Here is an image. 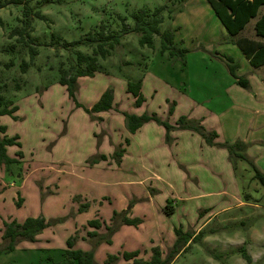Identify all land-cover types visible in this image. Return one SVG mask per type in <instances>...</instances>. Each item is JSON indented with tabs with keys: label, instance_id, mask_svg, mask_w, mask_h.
<instances>
[{
	"label": "rangeland",
	"instance_id": "rangeland-1",
	"mask_svg": "<svg viewBox=\"0 0 264 264\" xmlns=\"http://www.w3.org/2000/svg\"><path fill=\"white\" fill-rule=\"evenodd\" d=\"M0 1V91L8 105H17L0 122L7 135L20 141L9 145L8 153H23L9 167L0 164V264H52L62 259L72 235L73 246L92 249L100 263L116 254L114 264H128L132 259H125L123 251L138 249L147 257L151 244L167 255L177 226L200 233L170 264H264V183L255 176L257 170L264 172V64L252 66L233 42L253 36L255 18L232 35L208 0ZM165 2L172 12H164L160 30L170 29L175 44L187 49L182 57L162 51L159 34L150 46L140 44L139 33L131 29L133 10ZM24 3L45 15L31 17L38 47L34 57L10 35L12 28L24 26ZM122 16L129 32L110 55L99 57L93 76L77 78L70 94L59 80L62 68L74 66L77 51L92 52L95 42L86 39L101 25L119 31ZM77 39L83 41L64 45V40ZM226 55L238 64L236 72L248 80L247 86L230 73ZM127 81H140L142 104L136 105ZM109 87L118 109L115 117L87 112L85 107ZM124 111L155 113L171 123L184 114L217 132V142L242 141L247 159L230 158L225 147L209 146L199 132L178 127L167 140L159 126L166 152L146 129L127 144ZM123 145L120 164L114 150ZM99 153L106 156L99 158ZM167 201L175 206L173 213L163 211ZM114 210H126L141 222L121 223L108 235ZM27 216H43L47 224L35 240L18 238L12 250H5L4 221L22 222ZM91 218L102 225L88 224Z\"/></svg>",
	"mask_w": 264,
	"mask_h": 264
},
{
	"label": "trees",
	"instance_id": "trees-1",
	"mask_svg": "<svg viewBox=\"0 0 264 264\" xmlns=\"http://www.w3.org/2000/svg\"><path fill=\"white\" fill-rule=\"evenodd\" d=\"M21 1V0H18ZM212 9L214 10L216 16L222 22L226 30L235 35L239 33L248 21L252 18H256L254 22V32L256 36L264 38V0H208ZM4 2L0 1V6ZM23 12L24 17V26L22 28L14 27L11 29L10 35H16L17 38L24 42L28 47L31 57H34L38 52V47L33 43L35 38L31 35L33 26L31 24L32 15H38L40 17H45L39 10H33L31 6L27 3H24ZM167 11L171 15L172 8L165 2L162 5L156 6L153 9L147 7H139L132 11V17L134 20V25L131 27L134 31L139 33V42L140 44L153 45V37L155 34L160 35L161 40V50H169V54L183 56L187 49L185 47H178L174 42V34L170 29L160 30V23L164 18V12ZM125 16H122V28L119 31L110 30L105 31L104 26H100V30L94 34H88L87 39L90 42H95V45L91 53H85L82 51L76 52V62L71 68H62L60 81L67 84L68 91L70 94H73L75 83L77 78L81 75H91L95 74V71L98 69L99 57L105 58L110 55L115 46L120 42V38L123 34L129 32V28L125 23ZM0 23H2V18L0 16ZM95 34H97L95 36ZM52 36L56 38H61L60 35L52 33ZM249 37V36H238L233 38V42L242 51L243 55L248 59L249 63L258 67L264 64V39ZM35 40V39H34ZM82 39L77 40H64V45L69 46L76 43L82 42ZM227 63L230 73L235 77L236 81L239 82L242 86L248 85V80L238 75L236 72L238 64L234 62V59L226 55ZM27 63L24 61L22 63V70H26ZM264 83V78H263ZM127 90L131 91L135 97L136 105L142 104L144 101V96L141 91L140 81H127ZM113 89L111 87L103 91L100 97L91 105V107H85L87 112L92 111H104L109 110L113 107ZM5 95L0 91V116L3 114H13L17 109V105H8ZM80 105V103H79ZM174 108L173 103L169 105V111L172 112ZM125 125L130 132H134L138 127L143 123L149 120H155L156 122L162 124L166 130L165 138L167 140L171 139L170 130L172 128L180 129H190L193 131L199 132L205 139L206 142L212 144L214 142V137L217 135V132L213 130H207L202 123L197 120H191L187 118L186 115L182 114L178 117L176 122L171 123L168 120L158 117L155 113L143 112L140 114L123 112ZM126 140H128L126 138ZM11 144L20 145V141L17 140V135H7L6 125L0 122V164H3L6 167L13 162H18L19 157L23 156L21 150H17L16 156L10 155L8 153V146ZM218 145H223L228 149L229 157L234 158L235 156L242 157L247 159V156L242 150L244 149V143L240 140L235 142H216ZM123 154V148L119 147L114 150V156L118 157ZM234 154V156H233ZM99 158H104V153H99L97 156ZM98 160L97 158H94ZM255 176L258 177L264 183V172L257 170ZM169 201V200H168ZM165 204L163 211L167 214L174 212L173 204ZM81 209V208H80ZM113 224L107 225L109 231L108 235L119 227L121 223L127 224H138L141 222L139 217H130L127 215L126 210L122 211H113ZM46 221L43 216H27L22 222L17 221L16 219H11L9 221H4V229L2 232V238L6 239L8 242L4 247L5 250H12L14 244L18 238H26L28 240H35L37 234L46 226ZM88 224L100 227L102 223L98 218H91L88 220ZM176 233V239L173 242L170 250L167 255L163 256L162 250L158 245L152 246L151 254L148 258H143L139 256V250H130L123 251L122 256L125 259H132L131 263L128 264H170L174 256H177L186 246L187 243L191 240H197L200 231L197 233H192L188 230H183L181 226L174 228ZM90 235H96L97 231L88 230ZM75 235L69 236L67 238V246L64 248L63 257L60 260H53L52 264H103L97 261L94 257V252L92 249L85 250L81 248H76L73 246ZM108 239L107 235H100V239ZM184 242L182 248L179 247V244ZM244 257L249 261L250 256L243 252ZM118 258L116 254H109L105 260L106 264H114Z\"/></svg>",
	"mask_w": 264,
	"mask_h": 264
},
{
	"label": "crops",
	"instance_id": "crops-1",
	"mask_svg": "<svg viewBox=\"0 0 264 264\" xmlns=\"http://www.w3.org/2000/svg\"><path fill=\"white\" fill-rule=\"evenodd\" d=\"M251 20V19H250ZM249 20V21H250ZM255 20H256V18H255ZM255 20H254V22H255ZM248 21V22H249ZM253 28H254V25H253ZM254 34H253V36H251V37H257L256 35H255V32H253ZM243 36V35H242ZM263 78V77H262ZM262 81H263V79H262ZM141 91H142V86H141ZM193 103H195L194 101H192ZM113 103H114V95H113ZM112 103V105H114ZM196 104V103H195ZM88 107H91V105H88ZM116 110H118V109H116V107L115 106H113V108H111V109H109V110H104V111H97V114L96 115H98V116H101V119H103L104 118V116L105 115H107V114H111V117L113 118V117H115V116H113L114 115V113L116 112ZM120 121H121V117H120ZM153 123H156L155 122V120H149V121H147V122H145V123H143L140 127H138L134 132H130L128 129H127V131L130 133L129 135H127L126 136V138L128 139L127 141H125L126 140V138H124V141H125V143H127V144H129L130 143V140L131 139H133V137L137 134V133H139L142 129H146L147 131H153V133L154 134H156V135H153V134H151L150 135V139L153 141V143L154 144H161V147H162V150L163 151H167V149L166 148H164L165 147V144H164V134H161V128L159 127V126H161V127H163L164 128V126H162V125H159L158 123H157V125H154ZM121 125H122V121H121ZM165 129V128H164ZM182 130H186V129H182ZM188 130V129H187ZM190 131V130H189ZM165 132H166V130H165ZM192 132V131H191ZM171 133H172V131L170 130V135H171ZM154 136H156V140L154 139ZM161 136H162V138H161ZM159 137H160V139H159ZM121 139H122V135H121V137H120ZM204 139V138H203ZM122 142V141H121ZM216 142L217 141H215L214 140V142L212 143V144H208V143H206V144H208L209 146H218V144H216ZM222 142H226V141H220L219 143H222ZM162 143H163V146H162ZM219 146H223V145H219ZM223 147H225V146H223ZM122 148H123V154L120 156V158H119V162H120V164H121V162L123 161V159H124V156H125V152H126V146L125 145H123L122 146ZM226 148V147H225ZM227 149V148H226ZM161 150V149H160ZM105 156H106V154H105ZM122 208H125V207H122ZM160 210H162V208L160 209ZM174 211H175V206H174ZM153 245L151 244V247H152ZM163 254V253H162ZM140 256V255H139ZM150 256V254L147 256V257H143V258H148ZM140 257H142V256H140ZM103 264H106L105 262L103 263Z\"/></svg>",
	"mask_w": 264,
	"mask_h": 264
}]
</instances>
